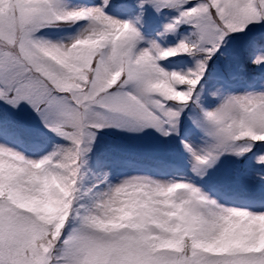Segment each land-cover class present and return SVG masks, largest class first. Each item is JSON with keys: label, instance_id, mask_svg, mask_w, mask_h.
Returning <instances> with one entry per match:
<instances>
[{"label": "snow or ice", "instance_id": "obj_1", "mask_svg": "<svg viewBox=\"0 0 264 264\" xmlns=\"http://www.w3.org/2000/svg\"><path fill=\"white\" fill-rule=\"evenodd\" d=\"M0 264H264V0H0Z\"/></svg>", "mask_w": 264, "mask_h": 264}]
</instances>
